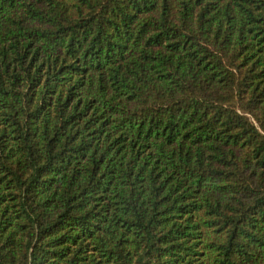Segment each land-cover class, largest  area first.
I'll return each mask as SVG.
<instances>
[{
    "label": "trees",
    "instance_id": "16d2710c",
    "mask_svg": "<svg viewBox=\"0 0 264 264\" xmlns=\"http://www.w3.org/2000/svg\"><path fill=\"white\" fill-rule=\"evenodd\" d=\"M0 264H264V0H0Z\"/></svg>",
    "mask_w": 264,
    "mask_h": 264
}]
</instances>
